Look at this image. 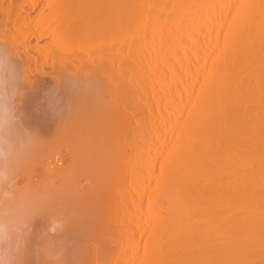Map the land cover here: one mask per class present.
Here are the masks:
<instances>
[{
  "label": "bare ground",
  "instance_id": "bare-ground-1",
  "mask_svg": "<svg viewBox=\"0 0 264 264\" xmlns=\"http://www.w3.org/2000/svg\"><path fill=\"white\" fill-rule=\"evenodd\" d=\"M20 9L53 43L0 26V188L43 180L0 206V264H264V0Z\"/></svg>",
  "mask_w": 264,
  "mask_h": 264
},
{
  "label": "rangeland",
  "instance_id": "rangeland-1",
  "mask_svg": "<svg viewBox=\"0 0 264 264\" xmlns=\"http://www.w3.org/2000/svg\"><path fill=\"white\" fill-rule=\"evenodd\" d=\"M33 2V0H13L12 1V5L10 6V11H3V13L0 11V26L2 27H5L7 24L8 25H10V24H12V22H16L17 23V26H15V28H9L8 29V35H6L7 36V40L8 41H10L11 43H21L22 42V39H23V37H25V36H28L29 35V39H30V41H31V43H53L52 41H51V38H48L47 36L46 37H44L45 36V34H44V36L42 35V38L41 39H39L38 40V42L36 41L37 39H36V36L35 37H33L34 36V34H37L36 32H38L39 33V30L40 29H43V28H46V26H47V23H45V22H42L40 19H38V14L36 13V12H34V13H32V21H31V23H30V26H33V28H31V29H28L30 32H32V34L30 33V32H26V30L24 31L20 26H21V20H20V16H22V13H25L22 9H20V5H21V7H24L26 10H28L29 9V5L31 4ZM6 6H7V4H6ZM41 6H42V4H41ZM20 9V10H19ZM45 9L47 10V7H45ZM36 14V15H35ZM5 15H6V18H5ZM24 15V14H23ZM20 17V18H19ZM12 18V19H11ZM23 18L24 17H22V20H23ZM6 19V20H5ZM6 21V22H5ZM4 24H5V26H4ZM19 24V25H18ZM46 24V25H45ZM0 27V29H2ZM19 27V28H18ZM37 27V28H36ZM15 30V31H14ZM17 30H19V31H17ZM12 31H14V33L12 32ZM35 31V32H34ZM17 36H18V38H17ZM44 37V38H43ZM10 38V39H9ZM60 42V41H59ZM70 42V41H69ZM68 42V43H69ZM61 43V42H60ZM50 148H52V147H50ZM39 158V157H38ZM40 159V158H39ZM39 159H37V160H35V161H33L31 164H29V165H32V166H28V167H26V168H23L22 170H24V171H22L21 170V172H25L26 173V171H27V173H29V174H27V175H30V174H32V176H29V177H31L33 180H29L28 182H29V185H28V182H27V178H26V176L24 177V174L22 175V177H20V176H18V178L17 179H15V181H17V183L13 180L12 181V183L14 184H17V186L15 185V186H13V184L11 183V182H9L10 184H7L8 182H6V184L8 185V186H4V187H6V188H0V200H2V201H0V206L1 205H3L4 206V204L6 203H9L10 205H9V207H10V209H11V207H12V209H13V206H15V204L18 202L19 203V206H21V204H20V200H22V198H24L23 196H25V198L27 199V197L30 195V193H32V191L30 192V188H32V187H30V183L32 182L33 183V181L35 182V180H37V183L39 184V182H38V180L40 179V182H41V185H42V180H43V178H40V177H38V173H40L38 170V168H39V165L41 166V159H40V161H39ZM68 161H70V159H68V158H66L65 159V163L67 162V164L66 165H70L71 166V170H70V173H68L66 170H65V172H67V173H65V172H63L65 175H67V174H70L71 175V173L73 174L74 172H75V174H77L78 173V175H80V172H76L77 170L76 169H74V168H72V165H71V163H69ZM38 163V165H37V163ZM64 164V163H63ZM64 166H65V164H64ZM62 167H63V165H62ZM61 167V168H62ZM51 168V167H50ZM30 169V170H29ZM49 169V168H48ZM63 169V168H62ZM62 169H60V170H62ZM74 169V170H73ZM34 170V171H33ZM32 171V172H31ZM72 171V172H71ZM81 171V170H80ZM83 171V170H82ZM20 173V172H19ZM20 175V174H19ZM40 176V175H39ZM28 177V178H29ZM35 178V179H34ZM39 178V179H38ZM47 180H49V178H47ZM46 179H45V181H47ZM57 180V179H56ZM85 182H83V184H87V182H86V180H84ZM53 182V181H52ZM36 183V182H35ZM35 183H33V185L35 184ZM46 183H48V182H46ZM50 183L51 182H49L48 183V185H50ZM6 184H3V185H6ZM22 184V185H21ZM12 185V186H11ZM32 185V186H33ZM36 185V184H35ZM40 185V184H39ZM39 185H36V186H38V189L40 188L39 187ZM11 186V187H10ZM18 188V189H17ZM26 188H28V189H26ZM35 188H37V187H34L33 189H35ZM16 192V193H15ZM33 192H35V191H33ZM7 193V194H6ZM14 193V196L12 195ZM11 194V195H10ZM2 195V196H1ZM8 195V196H7ZM34 195V194H33ZM32 196V194L30 195V197ZM2 197H4V198H2ZM15 197H18V199L17 198H15ZM29 197V198H30ZM8 198V199H7ZM11 198V199H10ZM14 198V199H13ZM7 199V200H6ZM15 200V201H13V200ZM11 200V201H10ZM8 201V202H7ZM17 201V202H16ZM23 201H24V199H23ZM14 202V203H13ZM13 204V205H12ZM7 206V205H6ZM5 206V207H6ZM5 207H4V210H6L5 209ZM1 208V207H0ZM3 208V207H2ZM6 208H8V206L6 207ZM15 208V207H14ZM9 209V208H8ZM129 209V208H128ZM3 210V209H2ZM38 212H36V214L34 215V218L33 219H35V220H28L29 221V223H27V225H28V227H29V229L28 230H32L33 231V236L32 235H25L24 234V237L25 236H27V237H29L30 239H33V238H39L41 235L40 234H42V232H41V229H43V228H41V226H42V224L44 223V221H46V223L45 224H47L48 222H47V220L46 219H42L43 220V222H42V220H41V216L43 215V218H44V214L42 213V212H39V211H41V207L39 208L38 207ZM1 211V210H0ZM35 212V211H34ZM50 213L53 215V213L51 212V210H50ZM38 214V215H37ZM40 214H42V215H40ZM40 216V217H39ZM54 216H55V214H54ZM30 217H32V215H30ZM29 217V218H30ZM27 222V221H26ZM42 222V223H41ZM27 225H25L26 227H27ZM40 226V227H39ZM25 227V228H26ZM27 227V228H28ZM33 227V228H32ZM39 227V228H38ZM27 228H26V230H27ZM32 231L30 232H26V234L28 233H30V234H32ZM94 231H95V227H94ZM39 233V234H38ZM40 235V236H39ZM27 237H25V239L27 238ZM28 238V239H29ZM5 238L3 237V236H1L0 237V243H2V244H4L5 243V240H4ZM38 240V239H37ZM36 240V241H37ZM3 241V242H2ZM35 242H33L32 241V244H34ZM35 244H38V243H35ZM1 245V244H0Z\"/></svg>",
  "mask_w": 264,
  "mask_h": 264
},
{
  "label": "clouds",
  "instance_id": "clouds-1",
  "mask_svg": "<svg viewBox=\"0 0 264 264\" xmlns=\"http://www.w3.org/2000/svg\"><path fill=\"white\" fill-rule=\"evenodd\" d=\"M54 224H57V222L56 221H52L51 224H50V229L49 230H51V225H54Z\"/></svg>",
  "mask_w": 264,
  "mask_h": 264
}]
</instances>
